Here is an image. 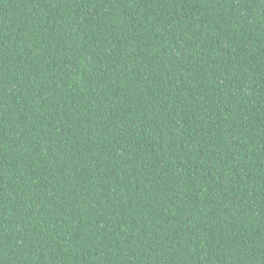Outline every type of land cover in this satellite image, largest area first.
Returning a JSON list of instances; mask_svg holds the SVG:
<instances>
[{"label":"trees","instance_id":"16d2710c","mask_svg":"<svg viewBox=\"0 0 264 264\" xmlns=\"http://www.w3.org/2000/svg\"><path fill=\"white\" fill-rule=\"evenodd\" d=\"M0 264H264V0H0Z\"/></svg>","mask_w":264,"mask_h":264}]
</instances>
